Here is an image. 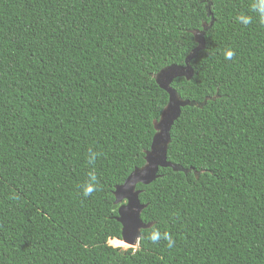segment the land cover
Segmentation results:
<instances>
[{
  "label": "trees",
  "instance_id": "16d2710c",
  "mask_svg": "<svg viewBox=\"0 0 264 264\" xmlns=\"http://www.w3.org/2000/svg\"><path fill=\"white\" fill-rule=\"evenodd\" d=\"M252 3L0 0V264H264V24ZM212 18L194 75L171 84L206 101L171 129L168 160L192 170L138 183L152 225L136 247L110 245L122 239L114 191L145 164L168 103L155 74L184 65ZM153 229L174 247L152 243Z\"/></svg>",
  "mask_w": 264,
  "mask_h": 264
},
{
  "label": "water",
  "instance_id": "95a60500",
  "mask_svg": "<svg viewBox=\"0 0 264 264\" xmlns=\"http://www.w3.org/2000/svg\"><path fill=\"white\" fill-rule=\"evenodd\" d=\"M207 7L209 9V5ZM208 14L211 15L210 10ZM212 23L213 18L209 24H204L203 30L195 32V40L198 45L186 57L184 65L171 64L155 74L157 83L169 94L168 103L163 109L160 118L154 121L156 132L153 136L151 147L146 152L145 164L135 168L124 183L118 185L114 191L115 203L119 204L117 219L122 225V241L130 246H134L139 242L142 229L152 225V222L145 223L141 218V212L146 205L140 202V190L136 188L137 184H149L154 181L159 176L160 167H171L175 171H183L185 173L192 170L168 160L171 129L176 119L180 116L182 107L187 105L202 107L206 101L198 103L195 100L183 99L171 84L176 77L192 78L194 71L190 61L200 49L205 47L204 35ZM198 176L199 173H196V177Z\"/></svg>",
  "mask_w": 264,
  "mask_h": 264
},
{
  "label": "clouds",
  "instance_id": "9594fccd",
  "mask_svg": "<svg viewBox=\"0 0 264 264\" xmlns=\"http://www.w3.org/2000/svg\"><path fill=\"white\" fill-rule=\"evenodd\" d=\"M250 10L259 15L260 23L264 24V0H253V3L250 6ZM237 19L244 25H250L252 23V16L241 14ZM225 58L228 60H232L235 57V51L231 48L226 49L224 52ZM100 155L99 153L91 152L89 153V164L92 165L95 163L96 157ZM99 180L96 175L95 170H91L88 172V179L83 185V195L85 197L92 195L98 190ZM16 198V197H13ZM148 239L152 243H158L161 239L167 241V246L169 248L174 247L175 240L172 237L171 233L165 231L161 233L158 229H153ZM122 240V239H121ZM139 243V242H138ZM136 244V246L138 245ZM135 246V247H136ZM132 247V246H131ZM135 255V250L132 253Z\"/></svg>",
  "mask_w": 264,
  "mask_h": 264
},
{
  "label": "rangeland",
  "instance_id": "374dc122",
  "mask_svg": "<svg viewBox=\"0 0 264 264\" xmlns=\"http://www.w3.org/2000/svg\"><path fill=\"white\" fill-rule=\"evenodd\" d=\"M122 241V240H121ZM124 242V241H123ZM125 243V245H118L117 243H112L111 242V240L109 241V244L110 245H113V246H120V247H122V248H128V247H131L130 245H128L126 242H124ZM136 245H134V246H132V247H135Z\"/></svg>",
  "mask_w": 264,
  "mask_h": 264
},
{
  "label": "bare ground",
  "instance_id": "6f19581e",
  "mask_svg": "<svg viewBox=\"0 0 264 264\" xmlns=\"http://www.w3.org/2000/svg\"><path fill=\"white\" fill-rule=\"evenodd\" d=\"M112 243H117L118 245H125V243L123 241H121L120 239H110Z\"/></svg>",
  "mask_w": 264,
  "mask_h": 264
}]
</instances>
